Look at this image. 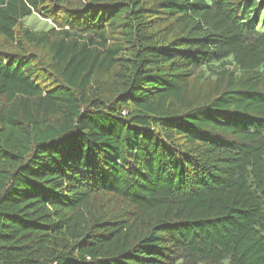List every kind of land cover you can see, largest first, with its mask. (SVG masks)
Returning <instances> with one entry per match:
<instances>
[{"label":"trees","instance_id":"obj_1","mask_svg":"<svg viewBox=\"0 0 264 264\" xmlns=\"http://www.w3.org/2000/svg\"><path fill=\"white\" fill-rule=\"evenodd\" d=\"M0 264H264V0H0Z\"/></svg>","mask_w":264,"mask_h":264},{"label":"rangeland","instance_id":"obj_2","mask_svg":"<svg viewBox=\"0 0 264 264\" xmlns=\"http://www.w3.org/2000/svg\"><path fill=\"white\" fill-rule=\"evenodd\" d=\"M24 25L35 31H46L52 27L50 21L41 18L37 14L27 17L24 21Z\"/></svg>","mask_w":264,"mask_h":264}]
</instances>
